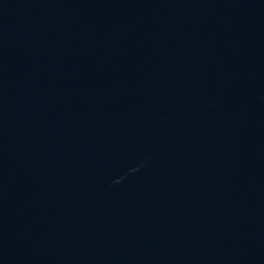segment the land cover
Here are the masks:
<instances>
[{"label": "water", "instance_id": "95a60500", "mask_svg": "<svg viewBox=\"0 0 264 264\" xmlns=\"http://www.w3.org/2000/svg\"><path fill=\"white\" fill-rule=\"evenodd\" d=\"M0 264H264V0H0Z\"/></svg>", "mask_w": 264, "mask_h": 264}]
</instances>
